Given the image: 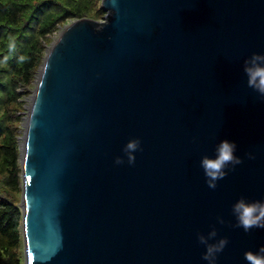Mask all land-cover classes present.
<instances>
[{
	"label": "water",
	"instance_id": "95a60500",
	"mask_svg": "<svg viewBox=\"0 0 264 264\" xmlns=\"http://www.w3.org/2000/svg\"><path fill=\"white\" fill-rule=\"evenodd\" d=\"M100 6L38 70L19 141L22 264H206L196 234L211 227L228 241L216 264H247L264 229L236 227L231 204L264 197V99L241 70L264 53V0ZM133 137L134 162L115 164ZM220 139L242 162L208 188L199 159Z\"/></svg>",
	"mask_w": 264,
	"mask_h": 264
},
{
	"label": "trees",
	"instance_id": "16d2710c",
	"mask_svg": "<svg viewBox=\"0 0 264 264\" xmlns=\"http://www.w3.org/2000/svg\"><path fill=\"white\" fill-rule=\"evenodd\" d=\"M100 0H0V264H22L18 101L59 24L101 18Z\"/></svg>",
	"mask_w": 264,
	"mask_h": 264
},
{
	"label": "clouds",
	"instance_id": "9594fccd",
	"mask_svg": "<svg viewBox=\"0 0 264 264\" xmlns=\"http://www.w3.org/2000/svg\"><path fill=\"white\" fill-rule=\"evenodd\" d=\"M241 70L246 78V86L254 90L260 99H264V53L253 52L242 61ZM140 149L138 137L128 139L121 148L123 157L116 156L115 164L124 162L129 165L134 162V153ZM236 144L228 139H220L214 146L213 155H202L199 159V167L205 178L208 188H215L216 182L222 180L228 170L239 165L242 161L235 154ZM252 159V153L247 154ZM231 214L235 220V226L245 233L250 229H264V197L257 200H248L244 196L238 197L231 204ZM197 241L204 246L201 259L206 264H216L217 255L227 244V238H217V231L211 227L205 234L197 233ZM211 241V242H210ZM243 259L247 264H264V245H259L256 251L246 250Z\"/></svg>",
	"mask_w": 264,
	"mask_h": 264
},
{
	"label": "rangeland",
	"instance_id": "374dc122",
	"mask_svg": "<svg viewBox=\"0 0 264 264\" xmlns=\"http://www.w3.org/2000/svg\"><path fill=\"white\" fill-rule=\"evenodd\" d=\"M105 14H106V12L104 13V15L101 18L95 19V20L102 21L104 19ZM71 21H73V20H68V21H66L64 23L59 24L58 27L54 31H52L51 33L47 34L46 38L43 39L44 50H43L42 60H43V57L45 55V52H46L47 48L49 47L51 42L53 40H55V38L58 36V34H59L60 30L62 29V27L65 26L67 23H70ZM41 63H42V61H41ZM41 63L36 68V71H35L32 79H31L29 85H27V86L26 85L25 86H19L18 89H17L21 93V95L18 98V101L20 102V106H19L18 111H17V114L19 116L18 122H17L18 123V136H17L18 142L21 141V136H22V132H23V128H24V123H25L26 116H27V113H28L29 104H30V101H31L33 89H34V86H35V83H36V80H37L38 70L40 68ZM20 193H18L17 195L14 194V198L17 200L18 203L20 201V195H21Z\"/></svg>",
	"mask_w": 264,
	"mask_h": 264
}]
</instances>
